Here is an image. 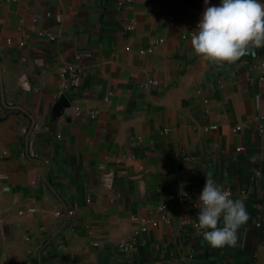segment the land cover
Returning <instances> with one entry per match:
<instances>
[{
  "label": "crops",
  "instance_id": "1",
  "mask_svg": "<svg viewBox=\"0 0 264 264\" xmlns=\"http://www.w3.org/2000/svg\"><path fill=\"white\" fill-rule=\"evenodd\" d=\"M204 9L0 0V264H264V48L204 60ZM208 174L245 202L235 246L196 227Z\"/></svg>",
  "mask_w": 264,
  "mask_h": 264
},
{
  "label": "clouds",
  "instance_id": "2",
  "mask_svg": "<svg viewBox=\"0 0 264 264\" xmlns=\"http://www.w3.org/2000/svg\"><path fill=\"white\" fill-rule=\"evenodd\" d=\"M205 9L191 36L193 51L217 65L232 64L264 48V0H219ZM187 196V193L184 194ZM196 227L213 248L235 246L238 229L249 219L245 202L206 176L199 195ZM195 206V205H194Z\"/></svg>",
  "mask_w": 264,
  "mask_h": 264
},
{
  "label": "water",
  "instance_id": "3",
  "mask_svg": "<svg viewBox=\"0 0 264 264\" xmlns=\"http://www.w3.org/2000/svg\"><path fill=\"white\" fill-rule=\"evenodd\" d=\"M245 58H249V59H254L257 57V50L254 49L253 51L249 52L246 56H244ZM242 57V58H244ZM242 58H240L239 60H241ZM70 106L69 100L67 99V97L65 96L64 93H60L59 97L57 98V100L55 101L52 109H51V117L52 120H56L57 118L61 117L63 115V112L66 108H68ZM261 173L264 175V159L261 161Z\"/></svg>",
  "mask_w": 264,
  "mask_h": 264
},
{
  "label": "built area",
  "instance_id": "4",
  "mask_svg": "<svg viewBox=\"0 0 264 264\" xmlns=\"http://www.w3.org/2000/svg\"><path fill=\"white\" fill-rule=\"evenodd\" d=\"M44 34H45L47 37H49L50 39H53V38H54V35H53L52 33H50L49 31H44ZM258 65L264 70V60L259 61V62H258ZM64 72H65V69H61V73H64ZM261 79L264 80V77H261ZM20 109L23 110V111H25V112L31 117V119H32V121H33V119H34V115L30 112V110H28V109H26V108H24V107H20ZM31 124H32V123H31ZM31 129H32V125L30 126L29 131H31ZM239 129H240V126H236L233 130L236 131V130H239ZM261 130H262V129H261ZM56 137L59 138L60 135L57 134ZM241 149H243V147H238V148H237V150H241ZM226 190H228V189H226ZM228 191H229V190H228ZM184 194H185V193H183V195H182L181 197H179V200H188V201L192 202V203L195 205V203L193 202V200H192L188 195L185 196ZM263 222H264V215H262V216L260 217V219L256 222V224H257V225H260V224L263 223Z\"/></svg>",
  "mask_w": 264,
  "mask_h": 264
}]
</instances>
